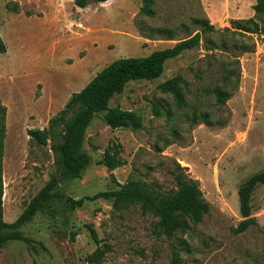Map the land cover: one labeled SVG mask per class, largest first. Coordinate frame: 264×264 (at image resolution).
<instances>
[{
	"label": "rangeland",
	"instance_id": "rangeland-1",
	"mask_svg": "<svg viewBox=\"0 0 264 264\" xmlns=\"http://www.w3.org/2000/svg\"><path fill=\"white\" fill-rule=\"evenodd\" d=\"M254 1L156 0V16L149 18L141 13L142 0L90 2L83 11L75 0H0V35L7 45L0 53V99L7 108L4 220L15 222L56 176L52 193L61 196L22 228L32 244L9 242L0 249V264H95L89 257L98 245L90 229L112 249L102 264H171L175 246L182 264H264V186L252 196L257 225L234 232L243 220L239 188L264 171V39L254 53L238 50V57L210 45L233 29L232 20L253 17ZM206 18L217 32L205 33L197 24ZM164 30L176 41L161 40ZM197 32L201 45L168 61L160 79L131 82L111 100V108L137 112L143 128L112 130L105 113L98 114L86 133L91 161L83 178L62 181L52 146L62 140L63 126L48 131L47 145L29 131L49 130L73 94L117 59L149 56ZM223 62L235 64L240 74L227 88L232 97L226 105L208 93L224 86ZM178 75L187 82L184 106L158 89ZM206 115L209 124L203 123ZM111 143L122 144L128 161L112 172L99 164ZM176 163L199 181L211 206L187 234L158 235V219L139 205L116 210L112 200L100 198L70 208V199L117 190L131 175L161 193L177 190Z\"/></svg>",
	"mask_w": 264,
	"mask_h": 264
},
{
	"label": "trees",
	"instance_id": "trees-1",
	"mask_svg": "<svg viewBox=\"0 0 264 264\" xmlns=\"http://www.w3.org/2000/svg\"><path fill=\"white\" fill-rule=\"evenodd\" d=\"M110 0H75V4L81 8H87L90 2L106 3ZM156 0H142L141 13L143 16L154 18L156 16L153 7ZM254 16L248 19L232 20L233 29H225L222 40L218 43L211 40L214 48H222L237 56V51L242 54L254 53L257 41L264 39V0H257L253 6ZM205 33H215L217 30L209 19L200 20L197 24ZM240 36V38H237ZM164 41H176L173 32L164 30ZM150 39V38H148ZM200 32L186 39L177 41L170 48L155 51L146 57L120 58L100 71L80 92L73 94L66 106L49 122V130H31L29 136L37 140L41 145H47L49 134L59 126H63L60 134L61 141L54 142L52 149L55 153L56 165L62 181L82 179L85 169L89 166L91 157L84 150L86 133L95 117L105 113L106 125L112 130L131 129L138 131L143 128V118L135 111L124 110L120 107H110L111 100L122 95L131 82L154 81L160 79L168 61L181 56L186 51H191L201 45ZM7 52V45L0 35V53ZM221 69L224 86L216 84L209 90L218 104L226 105L232 97V92L227 90L236 76L239 81L235 64L223 62ZM187 82L182 75L171 78L158 86L163 94L172 95L179 106L187 104L184 90ZM157 109V113H160ZM7 108L0 99V249H3L11 241H24L28 245L32 240L24 235L22 228L31 222L43 206L55 197L52 191L59 183L58 177H54L40 193L27 205L23 213L13 223L4 220V184H3V157L6 139ZM209 115L203 117V123L209 124ZM170 145V144H168ZM123 146L120 143H111L99 161L100 165L109 171H115L128 164L123 157ZM187 168L175 164V183L177 190L161 193L149 188L142 180L129 177L125 184H118L119 189L100 192L93 196H86L79 200L70 199V208L75 210L83 207L86 201H95L100 198L112 200L116 210L139 205L144 214H150L158 219L156 232L171 239L177 234H187L192 225L202 222L205 215L210 212L211 206L204 199L198 180L193 179ZM113 181L118 183L113 176ZM259 186H264V171L249 178L238 191L240 212L243 220L234 229L236 234L244 233L250 227L257 225V220L252 216V196ZM91 236L98 245L97 250L89 257L91 262L102 264L105 254L112 249L110 245L103 244L97 233L90 229ZM73 237L75 234H72ZM171 264H182L181 251L175 246L172 250Z\"/></svg>",
	"mask_w": 264,
	"mask_h": 264
},
{
	"label": "crops",
	"instance_id": "crops-1",
	"mask_svg": "<svg viewBox=\"0 0 264 264\" xmlns=\"http://www.w3.org/2000/svg\"><path fill=\"white\" fill-rule=\"evenodd\" d=\"M256 2H257V0H255V1H254L253 5H255V4H256ZM253 14H255V12H254V11H253ZM253 14H252V15H253ZM253 16H254V15H253ZM169 42H173V41H169ZM174 45H175V44H174Z\"/></svg>",
	"mask_w": 264,
	"mask_h": 264
},
{
	"label": "water",
	"instance_id": "water-1",
	"mask_svg": "<svg viewBox=\"0 0 264 264\" xmlns=\"http://www.w3.org/2000/svg\"><path fill=\"white\" fill-rule=\"evenodd\" d=\"M77 8H78V10H81V11L84 10V8H81V7H79V6H77Z\"/></svg>",
	"mask_w": 264,
	"mask_h": 264
}]
</instances>
